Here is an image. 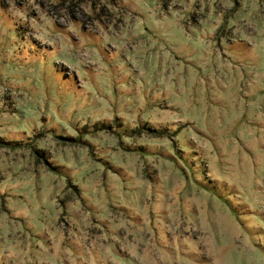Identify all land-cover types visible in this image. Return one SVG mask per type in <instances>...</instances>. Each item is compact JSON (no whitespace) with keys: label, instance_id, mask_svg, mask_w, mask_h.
<instances>
[{"label":"rangeland","instance_id":"1","mask_svg":"<svg viewBox=\"0 0 264 264\" xmlns=\"http://www.w3.org/2000/svg\"><path fill=\"white\" fill-rule=\"evenodd\" d=\"M0 264H264V0H0Z\"/></svg>","mask_w":264,"mask_h":264},{"label":"trees","instance_id":"2","mask_svg":"<svg viewBox=\"0 0 264 264\" xmlns=\"http://www.w3.org/2000/svg\"><path fill=\"white\" fill-rule=\"evenodd\" d=\"M0 143H2V144H4V145H6L3 141H0Z\"/></svg>","mask_w":264,"mask_h":264}]
</instances>
